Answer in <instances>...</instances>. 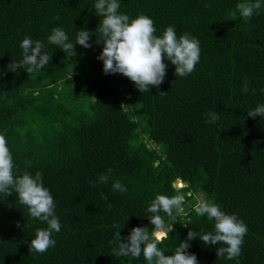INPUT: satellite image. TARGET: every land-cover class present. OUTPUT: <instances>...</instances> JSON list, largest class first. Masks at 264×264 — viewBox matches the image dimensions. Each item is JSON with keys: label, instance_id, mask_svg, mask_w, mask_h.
<instances>
[{"label": "trees", "instance_id": "16d2710c", "mask_svg": "<svg viewBox=\"0 0 264 264\" xmlns=\"http://www.w3.org/2000/svg\"><path fill=\"white\" fill-rule=\"evenodd\" d=\"M240 2L121 0L120 12L150 17L157 35L174 26L178 36L200 42L190 75L176 77L168 62L159 89L141 93L122 74L103 72L95 0H0V71L21 57L26 36L43 41L50 56L38 72L0 75V135L16 174L42 173L62 224L55 247L30 253V240L47 224L32 218L15 192L0 194V264H147L142 255L117 257L114 233L151 230L147 209L160 194L184 196L173 217L160 213L173 225L158 245L165 254L186 240L189 228L214 231V222L195 211L202 196L236 214L248 232L237 259L217 256L198 238L189 241L199 264H264V119L247 116L264 104V8L245 23ZM56 27L73 42L86 28L93 46L77 44L75 56L65 54L48 43ZM109 168V183L93 186ZM116 180L127 192L112 190Z\"/></svg>", "mask_w": 264, "mask_h": 264}, {"label": "clouds", "instance_id": "9594fccd", "mask_svg": "<svg viewBox=\"0 0 264 264\" xmlns=\"http://www.w3.org/2000/svg\"><path fill=\"white\" fill-rule=\"evenodd\" d=\"M120 5L121 0H95L94 4L95 14L101 18L95 29L98 32V35H95V43L103 44L97 59L103 63L104 74H122L134 83L139 92L144 93L153 88L159 89L166 77L168 62L175 66L176 77H186L195 70L201 57L200 42L197 38L189 33L178 36L174 26H168L162 35H157L154 21L150 17L139 15L130 18L128 14L119 11ZM262 8L264 0H243L237 4L239 17L245 23ZM93 35V32L81 28L73 42L63 28L56 27L47 40L65 54L75 56L77 44L85 49L93 46L90 43ZM19 47L22 49L21 57L8 64L6 70L0 71V75H4L6 71L18 70L34 73L49 64L50 56L45 51L43 41L26 36ZM249 90L248 84L245 83L243 91ZM251 91L255 94V89ZM247 116L253 119L259 116L264 119V104H258L254 109L247 111ZM212 118H217V114H212ZM111 175L110 168L106 173H100L93 186L97 182L107 185ZM112 190L124 193L128 189L116 180L112 183ZM13 192L17 194L20 203L28 207L32 218L47 224L46 228L37 229L35 238L30 240V253L43 254L49 248L55 247L54 235L61 231L62 224L55 211L54 197L45 187L40 171L34 175L27 171L22 175L16 174L13 153L6 137L0 135V194L6 193L10 196ZM102 199L106 200L107 196L102 194ZM183 204L182 194L157 195L147 209L153 214L147 217L153 225L151 230L147 226H136L126 237H122L120 231L115 232L114 254L117 257L134 258L142 255L147 264H199L197 256L188 251L189 241L198 238L204 245L215 247L217 256H226L227 259H237L241 256L244 237L248 232L247 225L236 214L226 213L218 204L209 200L197 203L195 211L198 216L207 217L209 221L214 222V231L204 233L189 228L186 240L181 241L172 254H165L158 245L169 235L173 225L169 227L160 213L173 217L182 210ZM17 226L20 227L19 223ZM217 245L223 246L217 248Z\"/></svg>", "mask_w": 264, "mask_h": 264}, {"label": "rangeland", "instance_id": "374dc122", "mask_svg": "<svg viewBox=\"0 0 264 264\" xmlns=\"http://www.w3.org/2000/svg\"><path fill=\"white\" fill-rule=\"evenodd\" d=\"M175 185H176L177 188L183 187V184L181 183V181H178ZM202 200H203V197L200 196L199 201H202Z\"/></svg>", "mask_w": 264, "mask_h": 264}]
</instances>
